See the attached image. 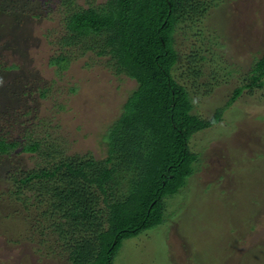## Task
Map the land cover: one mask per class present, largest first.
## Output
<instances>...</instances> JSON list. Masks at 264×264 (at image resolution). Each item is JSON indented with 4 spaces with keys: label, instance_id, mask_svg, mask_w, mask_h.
<instances>
[{
    "label": "rangeland",
    "instance_id": "374dc122",
    "mask_svg": "<svg viewBox=\"0 0 264 264\" xmlns=\"http://www.w3.org/2000/svg\"><path fill=\"white\" fill-rule=\"evenodd\" d=\"M209 1V14L176 35L181 56L172 73L186 88L192 114L219 119L188 140L199 160L186 186L163 199L165 223L121 240L114 264H264V84L230 101L235 88L250 82L264 52V0ZM59 23L58 14L15 19L0 12V63L17 66L0 69V130L12 120L10 139H20L26 129L46 130L67 143L68 154L104 158L105 134L137 82L114 75L92 51L57 73L49 59L59 53L52 42ZM194 50L206 55L204 73L195 79L187 69L196 62H185ZM38 160L21 148L0 157V264H72L67 253L47 250L49 241L39 249L33 233L46 206L28 189L20 201L11 193L18 185L13 176L19 179ZM97 210L99 220L79 228L85 264L95 261L100 231L109 228L108 202Z\"/></svg>",
    "mask_w": 264,
    "mask_h": 264
},
{
    "label": "trees",
    "instance_id": "16d2710c",
    "mask_svg": "<svg viewBox=\"0 0 264 264\" xmlns=\"http://www.w3.org/2000/svg\"><path fill=\"white\" fill-rule=\"evenodd\" d=\"M5 1L1 14H12L15 19L18 14L25 18L59 15L60 30L52 34L59 53L49 59L57 73L68 70L79 56L92 51L105 59L114 75L137 82L122 115L105 134L104 158H96L91 152L68 154L67 143L46 130L42 135L26 129L20 139H10L7 134L12 120L0 130L1 159L12 156L17 148L39 158L36 166L19 173V179L13 176V183L18 185L11 193L20 201V193L28 189L39 205L46 206L43 223H38L36 234L32 232L40 251L49 241L47 250L67 253L72 264H85L83 253L87 247L80 244L79 228L99 220L97 207L100 202H108L109 228L100 231L101 249L92 264H114L121 240L165 223L163 199L186 186L194 172L193 164L199 160L188 140L219 119V114L211 120L192 114L186 88L172 73L181 56L176 35L193 21L206 17L212 2L84 0L81 4L79 0H3V5ZM185 59L186 63L196 62L193 69H187L192 78L204 73L201 66L205 54L194 50ZM14 68L17 66L0 63V69ZM252 70L250 82L235 88L230 101L264 84V52ZM12 117L16 118L15 114Z\"/></svg>",
    "mask_w": 264,
    "mask_h": 264
},
{
    "label": "bare ground",
    "instance_id": "6f19581e",
    "mask_svg": "<svg viewBox=\"0 0 264 264\" xmlns=\"http://www.w3.org/2000/svg\"><path fill=\"white\" fill-rule=\"evenodd\" d=\"M230 82V81H229Z\"/></svg>",
    "mask_w": 264,
    "mask_h": 264
}]
</instances>
